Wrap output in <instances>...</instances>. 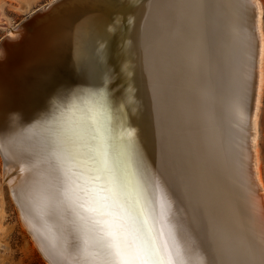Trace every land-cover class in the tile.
<instances>
[{
    "label": "bare ground",
    "instance_id": "obj_1",
    "mask_svg": "<svg viewBox=\"0 0 264 264\" xmlns=\"http://www.w3.org/2000/svg\"><path fill=\"white\" fill-rule=\"evenodd\" d=\"M72 3L11 33L0 48V132L27 127L59 88L102 92L116 133L137 142L117 166L133 188L145 190L153 230L173 243L163 204L195 264H264L257 0ZM85 91L77 116L91 103ZM0 153L4 180L37 246L50 264H69L59 224L42 223L20 202L19 189L31 191L23 183L31 179L26 155L9 146ZM36 211L42 214L39 203Z\"/></svg>",
    "mask_w": 264,
    "mask_h": 264
},
{
    "label": "snow or ice",
    "instance_id": "obj_2",
    "mask_svg": "<svg viewBox=\"0 0 264 264\" xmlns=\"http://www.w3.org/2000/svg\"><path fill=\"white\" fill-rule=\"evenodd\" d=\"M82 91L59 88L27 127L0 132V147L27 157L22 163L31 179L23 183L31 191L19 189L22 207L42 223L59 224L69 240L63 250L69 264H195L166 206L162 218L174 234L172 244L153 230L143 187L133 188L117 166L120 155L131 158L137 151L135 138L116 133L102 92L85 91L91 103L86 115L77 116Z\"/></svg>",
    "mask_w": 264,
    "mask_h": 264
},
{
    "label": "rangeland",
    "instance_id": "obj_3",
    "mask_svg": "<svg viewBox=\"0 0 264 264\" xmlns=\"http://www.w3.org/2000/svg\"><path fill=\"white\" fill-rule=\"evenodd\" d=\"M59 0H0V48L22 24L44 7ZM263 12L264 0H257ZM264 70V60H263ZM264 73V71H263ZM264 76V74H263ZM256 148L261 183L264 187V77L258 104ZM5 162L0 153V264H49L40 253L33 236L24 225L10 187L4 180Z\"/></svg>",
    "mask_w": 264,
    "mask_h": 264
},
{
    "label": "water",
    "instance_id": "obj_4",
    "mask_svg": "<svg viewBox=\"0 0 264 264\" xmlns=\"http://www.w3.org/2000/svg\"><path fill=\"white\" fill-rule=\"evenodd\" d=\"M76 0H59L55 3H53V5L49 8L46 9L44 11H38L37 13H35L34 15H32L31 17H29L20 28H23V30H25L24 32L27 31V26H29V23L35 19L41 20L43 18L49 17L50 15L54 14L59 8L63 7V6H67L70 4H73L72 2H75ZM40 253L43 255L42 251L39 250ZM44 259L50 264L49 260L43 255Z\"/></svg>",
    "mask_w": 264,
    "mask_h": 264
}]
</instances>
